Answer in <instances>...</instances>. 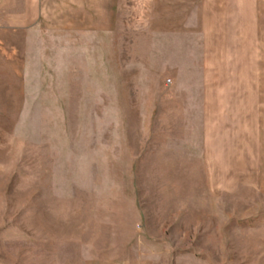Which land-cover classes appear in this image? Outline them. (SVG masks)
<instances>
[{"label": "rangeland", "instance_id": "374dc122", "mask_svg": "<svg viewBox=\"0 0 264 264\" xmlns=\"http://www.w3.org/2000/svg\"><path fill=\"white\" fill-rule=\"evenodd\" d=\"M2 1L0 264H264V21L200 57L123 21L83 89L81 0Z\"/></svg>", "mask_w": 264, "mask_h": 264}, {"label": "crops", "instance_id": "0c3cea01", "mask_svg": "<svg viewBox=\"0 0 264 264\" xmlns=\"http://www.w3.org/2000/svg\"><path fill=\"white\" fill-rule=\"evenodd\" d=\"M2 3L6 11L11 8L9 1ZM80 4L81 9H76L82 15L80 21L66 22V36L71 57L81 58L79 65H71V82L81 81L83 89H90L95 80L100 88L105 79L107 43L114 52L123 21H140L152 35L167 36L165 50L176 51L172 56L177 57H200V51L207 50L209 37L229 32L228 26L264 21V0H81ZM16 17L20 34L32 17L27 20L25 8L18 9ZM215 26L226 29L216 30ZM241 39L244 42L243 34ZM187 42L194 43L193 54L187 53Z\"/></svg>", "mask_w": 264, "mask_h": 264}]
</instances>
